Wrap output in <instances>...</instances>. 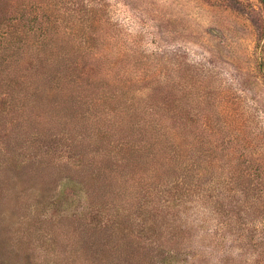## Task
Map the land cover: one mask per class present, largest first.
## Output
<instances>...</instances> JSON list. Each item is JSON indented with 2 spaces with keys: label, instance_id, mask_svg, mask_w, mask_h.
<instances>
[{
  "label": "trees",
  "instance_id": "trees-1",
  "mask_svg": "<svg viewBox=\"0 0 264 264\" xmlns=\"http://www.w3.org/2000/svg\"><path fill=\"white\" fill-rule=\"evenodd\" d=\"M22 15L16 23L0 25V126L9 131L0 135V264H22L12 258H21L22 251L29 255L17 245L24 237H18L22 233L16 224L20 216L33 213L31 222H23L35 224L39 232L48 226L41 234L48 261L69 264L60 261L58 247L66 235L70 244L75 238L77 244L65 262L80 257L95 264L90 256L94 252L103 264V254L113 248L124 252L120 257H128V264H136L135 253L149 252L138 245L143 229L142 234L132 233L136 229L131 215L136 207L147 211L148 204V211H154L148 218L150 231L159 230L163 237L161 251L195 247L189 264H264V218L250 216L252 205L243 197L247 190L242 188L238 198L228 182H204L189 164L180 135H171L167 74L161 68L153 71L157 62L149 61L152 69L136 70L131 77L119 65L123 51H110L90 33L95 31L79 32L73 50L62 51L60 29L50 14ZM261 25L264 30V16ZM92 35L95 42L88 39ZM141 81H147L146 86L160 82L159 95L154 89L139 93ZM222 177L228 179L231 173ZM80 184L88 190L82 193ZM67 188L86 200L81 214L88 210L89 220L67 210L58 217L56 207ZM23 203L28 210L20 214ZM254 204V211L264 210V201ZM45 214H51L48 225L34 223ZM77 221L86 227L71 232ZM207 224L213 227L200 231ZM87 225L100 237L81 235L79 240L80 234H88ZM26 226L25 232L30 230ZM196 235L199 248L192 246ZM119 236L139 247H127V241L118 244ZM114 238L117 247L111 246ZM83 239L79 253L76 247Z\"/></svg>",
  "mask_w": 264,
  "mask_h": 264
},
{
  "label": "rangeland",
  "instance_id": "rangeland-1",
  "mask_svg": "<svg viewBox=\"0 0 264 264\" xmlns=\"http://www.w3.org/2000/svg\"><path fill=\"white\" fill-rule=\"evenodd\" d=\"M35 11L50 14L55 19L61 33L58 45L62 51L71 52L73 44L80 40L79 32L90 29L110 51H123L124 60L119 65L130 76L136 74V70L138 73L151 68L149 61L157 62L153 71L161 68L167 74L166 105L171 135H180L189 164L201 172V179L206 183L228 182L236 189L234 195L238 198L242 197V188L247 190L243 197L252 205L250 216L256 221L264 218V210L254 211V203L264 201V30L261 25L264 5L261 0H0V25L3 27V23L10 21L16 23L22 14L31 15ZM93 35L88 38L90 42L96 41H91ZM146 83H138L136 87L142 90L139 93L149 89L159 93L160 82H152L149 86ZM180 121L184 122L181 128L178 127ZM8 132L0 126V135ZM225 173H231V177H222ZM80 185L86 187V184ZM67 189L63 203L56 207L58 217L67 210L89 220L88 210L81 214L86 200L72 194L71 188ZM86 189L83 188L82 193ZM165 193L166 190L163 198L167 197ZM4 200L6 203L7 199ZM149 207L148 204V210ZM27 210V204L23 203L18 212L25 214ZM148 210L136 207L135 214L131 215L136 229V233H132L142 234L139 229H143L138 245L149 252L135 253L136 264H169L167 260L172 261L171 264H189L195 247L175 249L174 253L167 248L161 251L163 237L159 230L150 231L148 218L154 211ZM50 215L45 214L42 220L34 223L48 225ZM33 216L34 213L24 216L26 218L20 216L16 224L22 233L18 237H24V242L17 245L28 250L29 255L22 251L21 258H12V261L56 264L47 260L46 246L41 238L48 226L41 227L40 233L34 230L35 224L27 222L26 226L23 222L25 219L31 222ZM101 219L104 223L107 216ZM24 226L30 230L25 232ZM83 227H86L85 222L77 221L70 231L77 233L76 230L82 231ZM203 227L200 231L211 229L213 225ZM81 235L98 238L101 234L88 227V234H80L79 240L83 238ZM119 237L122 241L118 244L124 245L127 241V247H139L129 237ZM62 239L58 245L61 262L88 264V260L80 257L76 262H65V256L72 255V246L77 240L75 238L70 244L66 235H62ZM117 240H112V247H117ZM13 241L18 240L15 237ZM83 241L76 247L79 253H82ZM192 246L199 248L198 236ZM30 247H37V250L33 253ZM109 252L103 254V264L118 258L120 264L130 262H127L128 257H120L124 252L113 248ZM114 252L118 256H112ZM90 256L95 264L102 262L95 260L97 254L94 252Z\"/></svg>",
  "mask_w": 264,
  "mask_h": 264
}]
</instances>
